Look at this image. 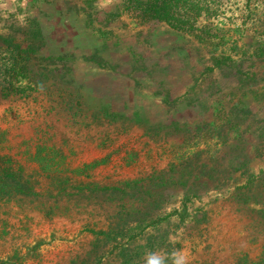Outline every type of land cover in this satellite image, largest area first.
I'll list each match as a JSON object with an SVG mask.
<instances>
[{"label": "rangeland", "instance_id": "374dc122", "mask_svg": "<svg viewBox=\"0 0 264 264\" xmlns=\"http://www.w3.org/2000/svg\"><path fill=\"white\" fill-rule=\"evenodd\" d=\"M208 1L210 42L121 0H0V32L36 20L71 68L0 98V156L35 190L0 199V264H264V16Z\"/></svg>", "mask_w": 264, "mask_h": 264}, {"label": "trees", "instance_id": "16d2710c", "mask_svg": "<svg viewBox=\"0 0 264 264\" xmlns=\"http://www.w3.org/2000/svg\"><path fill=\"white\" fill-rule=\"evenodd\" d=\"M247 1L253 2L250 8L247 7L249 11L264 16V0ZM207 2L209 1L121 0L123 9L133 13L141 21H165L177 29L195 32L194 35L198 40L210 42L209 37L205 34L201 35L204 26L196 25L202 14L209 17L219 10V7L214 9ZM198 29L199 32H196ZM254 37L256 39L254 51L264 53V27ZM43 45V32L39 23L34 19L24 27L13 29L12 33L0 32V98L28 97L31 91H43L45 87L49 89L47 83L49 81L53 84L52 88L55 92L62 90L60 89L61 82L67 79L64 72L71 71L70 65L60 63L65 59L64 55L53 57L50 54H40ZM220 56L217 58L220 59ZM231 58V56L226 57V59ZM36 155H38V150ZM40 159L41 164L46 168L47 162ZM32 186L30 181L24 180L19 170L13 167L8 157L0 156L1 200H7L19 194H34L35 190Z\"/></svg>", "mask_w": 264, "mask_h": 264}, {"label": "clouds", "instance_id": "9594fccd", "mask_svg": "<svg viewBox=\"0 0 264 264\" xmlns=\"http://www.w3.org/2000/svg\"><path fill=\"white\" fill-rule=\"evenodd\" d=\"M173 254L178 257L174 264H184L185 257L182 254L178 252H173ZM147 264H160V261L158 259H148Z\"/></svg>", "mask_w": 264, "mask_h": 264}]
</instances>
